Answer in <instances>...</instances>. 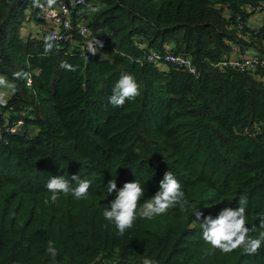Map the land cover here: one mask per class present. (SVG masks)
I'll list each match as a JSON object with an SVG mask.
<instances>
[{
	"label": "trees",
	"instance_id": "1",
	"mask_svg": "<svg viewBox=\"0 0 264 264\" xmlns=\"http://www.w3.org/2000/svg\"><path fill=\"white\" fill-rule=\"evenodd\" d=\"M48 6L0 0V80L14 85L0 95V264H53L48 241L55 264H264V245L222 253L199 226L246 197L250 235L264 230V68L215 66L241 52L264 60V21L248 22L264 0H85L74 20L103 39L101 50L87 53L76 37L54 41L45 56L47 29L22 28ZM152 51L186 55L196 73L146 61ZM20 71L32 75L30 85L14 76ZM122 72L136 78L140 95L114 108L107 98ZM18 120V130L4 131ZM169 170L201 221L176 206L138 217L120 235L103 219L114 176L118 187L141 180L146 199ZM76 174L92 181L87 198L53 203L49 176L71 183Z\"/></svg>",
	"mask_w": 264,
	"mask_h": 264
},
{
	"label": "clouds",
	"instance_id": "2",
	"mask_svg": "<svg viewBox=\"0 0 264 264\" xmlns=\"http://www.w3.org/2000/svg\"><path fill=\"white\" fill-rule=\"evenodd\" d=\"M52 3L54 0H48L49 6ZM55 39V34L45 37L43 55L47 56L52 52L55 47ZM87 47V53L95 54L98 48L103 47V43L95 37ZM84 59L87 60L86 55ZM61 67L67 71H76L75 66L66 61L62 63ZM14 76L30 80L28 73L23 71L14 73ZM0 85L14 87L4 80H0ZM139 95L140 85L136 78L129 72H122L107 99L112 107L120 108L126 101H130ZM71 180L70 183L62 175L49 176L45 188L53 203L61 195H70L75 200L87 198L92 181L81 179L77 174L73 175ZM106 196L111 197V199L103 208V219L114 225L120 235H124L126 230L132 228L138 217L151 220L176 206L191 207L196 221H201L202 217V213L198 211L196 205L192 206L186 199L180 181L171 170L163 174L159 181L158 190L151 197L145 199L144 183H141V180L135 178L118 187L115 176L106 184ZM246 206L247 198L241 197L238 199V205L235 208L224 207L215 216H203L202 221L199 222L203 240L213 249H219L222 253H231L236 249H242L248 254L256 253L264 245V230L260 231L256 237L250 235L251 229L247 226ZM259 228L264 229V219L260 220ZM47 253L55 264L58 252L53 241H48ZM142 264H155V261L145 257Z\"/></svg>",
	"mask_w": 264,
	"mask_h": 264
},
{
	"label": "built area",
	"instance_id": "3",
	"mask_svg": "<svg viewBox=\"0 0 264 264\" xmlns=\"http://www.w3.org/2000/svg\"><path fill=\"white\" fill-rule=\"evenodd\" d=\"M40 3L46 2L48 0H38ZM85 2V0H56L52 5L43 8L42 10L36 12L32 15V21L42 24L45 23L47 29L46 36L55 34L56 39L54 41L60 43H74L77 42L76 37L82 38L81 46L88 50V44L95 39L96 36H93L91 30L85 25V23L81 19H75L80 13V7ZM259 9V8H258ZM97 40L104 41L101 37H96ZM101 48H98L97 52L100 51ZM146 61L153 63H173L178 66L187 67L190 73L195 74L196 69L192 65V61L189 57L182 54H175L173 52L166 53H158L155 51L150 52L146 57ZM217 67H225L230 66L236 68V70H240L243 72L253 71L257 69V67L264 68V60L258 59L257 56H244L239 53H235L234 55L219 61L215 64ZM35 74L38 73L36 70ZM32 81V75L30 76V80L27 79V84L30 85ZM8 121L6 120V123ZM23 125L22 120H18L15 124L9 127L7 124L4 125L5 132H15ZM2 127H0V137ZM106 264V263H100Z\"/></svg>",
	"mask_w": 264,
	"mask_h": 264
},
{
	"label": "crops",
	"instance_id": "4",
	"mask_svg": "<svg viewBox=\"0 0 264 264\" xmlns=\"http://www.w3.org/2000/svg\"><path fill=\"white\" fill-rule=\"evenodd\" d=\"M264 21V8L262 7V9H257L253 14L250 15L248 22L255 27L260 26L262 24V22ZM35 24V25H34ZM26 25L28 26V29L26 30L23 29V32L26 34H32L35 35V32L38 31V33H42V30H45L46 24L42 23H36L34 21H28L26 23ZM27 31V32H26ZM233 51H239L238 49H234ZM241 52V51H239ZM242 54H244V52H241ZM240 53V54H241Z\"/></svg>",
	"mask_w": 264,
	"mask_h": 264
},
{
	"label": "rangeland",
	"instance_id": "5",
	"mask_svg": "<svg viewBox=\"0 0 264 264\" xmlns=\"http://www.w3.org/2000/svg\"><path fill=\"white\" fill-rule=\"evenodd\" d=\"M28 12H30V10L28 11ZM35 25V24H34ZM25 28H26V30L28 29V26L25 24ZM24 27L22 28V31H23V29H25ZM43 31V30H42ZM27 32V31H26ZM1 90H2V93L0 94L3 98H5L7 95H8V93H9V90H8V87H6V86H4V85H1Z\"/></svg>",
	"mask_w": 264,
	"mask_h": 264
}]
</instances>
